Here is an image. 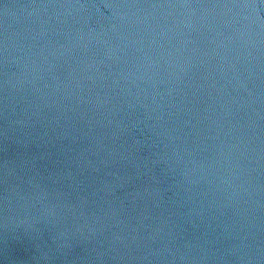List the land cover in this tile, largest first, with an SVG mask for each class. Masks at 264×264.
Listing matches in <instances>:
<instances>
[{"label":"water","instance_id":"1","mask_svg":"<svg viewBox=\"0 0 264 264\" xmlns=\"http://www.w3.org/2000/svg\"><path fill=\"white\" fill-rule=\"evenodd\" d=\"M0 264H264V0H0Z\"/></svg>","mask_w":264,"mask_h":264}]
</instances>
